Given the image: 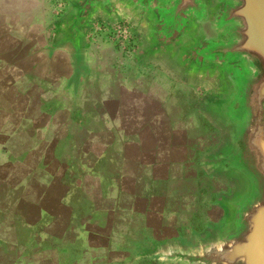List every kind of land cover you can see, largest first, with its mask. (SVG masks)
Wrapping results in <instances>:
<instances>
[{"label": "crops", "instance_id": "1", "mask_svg": "<svg viewBox=\"0 0 264 264\" xmlns=\"http://www.w3.org/2000/svg\"><path fill=\"white\" fill-rule=\"evenodd\" d=\"M0 1L37 90L0 118V139L22 143L0 167V264H158L144 260L154 245L220 225L234 188L200 164L222 137L197 89L160 69L116 75L104 63L112 42L75 80L70 55L47 52L53 0Z\"/></svg>", "mask_w": 264, "mask_h": 264}, {"label": "water", "instance_id": "2", "mask_svg": "<svg viewBox=\"0 0 264 264\" xmlns=\"http://www.w3.org/2000/svg\"><path fill=\"white\" fill-rule=\"evenodd\" d=\"M131 22L140 61L203 84L201 111L222 143L202 168L233 184L220 225L158 246V264H264V0H72L50 51L63 48L77 80L86 70V35L95 20Z\"/></svg>", "mask_w": 264, "mask_h": 264}, {"label": "rangeland", "instance_id": "3", "mask_svg": "<svg viewBox=\"0 0 264 264\" xmlns=\"http://www.w3.org/2000/svg\"><path fill=\"white\" fill-rule=\"evenodd\" d=\"M53 2L55 3L56 8V20L53 32L49 31L52 33L50 35L47 52L49 54H54L60 51L68 53V51L63 48H56L53 51H50V49L56 38V24L65 14L72 0H53ZM3 5L4 2L0 1V7ZM0 21L4 22L1 14ZM19 34L18 29L11 27L9 30H5L0 24V118L11 117L12 119H15L18 113L22 111L24 104L37 101V90L33 83L35 81L31 82L32 80H35L33 77L35 70L33 68L36 67V64L32 65L29 60L28 63L26 61L22 62L21 57L29 56L31 49L21 51L20 46L17 48L16 42L19 40ZM142 41L143 39L140 31L127 20L123 19L116 23H108L97 19L94 21L86 35V58L87 54L91 51L93 53L100 51V45L97 44L98 42H112V48L103 51V53L108 55L104 63H106L111 71H115L116 75L120 73L128 74L132 71H138L144 68L148 71L155 69L162 70L157 64L140 61L137 57V52L143 45ZM21 72L29 74L28 78L20 77L19 73ZM185 83L197 89L199 98L198 111L204 116L201 111V104L208 99L207 87L203 84ZM204 118L207 119L205 116ZM21 144V142L14 138L10 140L0 139V167H4L5 165L14 162V154L17 149L21 148ZM0 192H2V190H0ZM200 229H204V227ZM156 247L157 246L154 245L150 252L144 254L145 261L154 253Z\"/></svg>", "mask_w": 264, "mask_h": 264}]
</instances>
